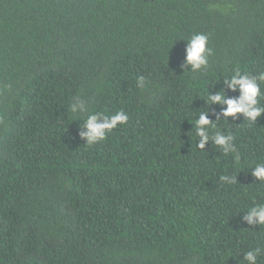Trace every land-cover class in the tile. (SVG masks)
Instances as JSON below:
<instances>
[{
	"label": "trees",
	"instance_id": "obj_1",
	"mask_svg": "<svg viewBox=\"0 0 264 264\" xmlns=\"http://www.w3.org/2000/svg\"><path fill=\"white\" fill-rule=\"evenodd\" d=\"M237 71L264 74V0H0V264H264L245 219L264 203V114L209 101L240 95ZM93 113L127 121L89 144Z\"/></svg>",
	"mask_w": 264,
	"mask_h": 264
},
{
	"label": "clouds",
	"instance_id": "obj_2",
	"mask_svg": "<svg viewBox=\"0 0 264 264\" xmlns=\"http://www.w3.org/2000/svg\"><path fill=\"white\" fill-rule=\"evenodd\" d=\"M207 37L203 34H196L189 39L186 47V62L191 65L193 70L200 69L207 63ZM260 81V82H258ZM228 84V88L232 91L237 89L240 92L238 97H227L223 90L209 96V101L212 103H219L226 105V108L222 109V115L224 117L233 116L237 114H243L245 120L249 124H254L258 117L264 114V104L261 103L264 100V90H262V83L264 82V74H261L258 78H250L247 75H241L239 71L232 77L231 81H225ZM85 105L77 104L74 102L70 106V112L83 111ZM102 113H93L87 117L84 127L86 131H81L80 136L85 138L89 144H93L98 140H102L106 137V133L114 129L117 124H123L127 121V115L124 113H117L116 115L105 118L103 122H98V117ZM198 126L197 134L201 138L199 147L203 148L204 143L209 139L208 129H215L216 124L211 122L208 115L203 110L199 116V119L195 121ZM215 143L217 145H227L232 137L226 136L217 132L215 134ZM228 149L225 148V151ZM237 161L239 158L237 157ZM254 177L260 181H264V161L256 163L255 168L251 173ZM234 179V178H233ZM248 215L245 219L249 224L264 225V203H258L247 209ZM259 250H250L244 253V261L247 264H257V255Z\"/></svg>",
	"mask_w": 264,
	"mask_h": 264
}]
</instances>
